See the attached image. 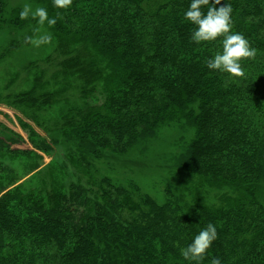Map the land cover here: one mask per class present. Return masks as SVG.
Masks as SVG:
<instances>
[{
    "label": "trees",
    "instance_id": "16d2710c",
    "mask_svg": "<svg viewBox=\"0 0 264 264\" xmlns=\"http://www.w3.org/2000/svg\"><path fill=\"white\" fill-rule=\"evenodd\" d=\"M33 1L56 18L50 28L58 49L81 46L85 59L79 53L66 65L91 87L85 94L103 86L100 104L69 113L72 159L90 168L175 128L184 134L174 167L198 183L188 197L166 189L161 202L133 180L107 176L91 188L46 193L14 187L18 177L0 165V264H196L181 249L209 223L218 237L200 264L217 257L264 264V0H221L232 7L231 31L257 49L255 59L240 61L242 77L207 67L223 37L191 39L197 26L184 15L191 0H73L66 9ZM212 2L202 6L205 14ZM22 9L0 0V29L36 22L21 20ZM4 148L0 141V155ZM206 187L221 193L218 204L194 197Z\"/></svg>",
    "mask_w": 264,
    "mask_h": 264
},
{
    "label": "rangeland",
    "instance_id": "374dc122",
    "mask_svg": "<svg viewBox=\"0 0 264 264\" xmlns=\"http://www.w3.org/2000/svg\"><path fill=\"white\" fill-rule=\"evenodd\" d=\"M7 2L10 9L23 8L25 4H30L33 11L42 7L33 0ZM37 28L39 31H34ZM44 34H51V43L37 47L25 42L26 37L38 39ZM57 47L47 21L40 25L38 18L22 28L5 25L0 29V141L6 148L10 147V151L31 152L30 156L12 157L4 148L5 155H0V165L18 177L14 187L46 193L60 189L65 193L73 184L91 188V184L107 176L124 185L133 180L159 202L165 200L166 189L188 197V191L198 180L174 167L177 141L184 134L175 128L162 129L156 137L139 144L126 156L93 161L90 168L72 159L75 149L64 136L71 117L69 113L74 108L82 109L86 102L100 104L103 86L99 84L97 92L91 96L85 94L84 90L91 87L66 65L69 58L79 53L80 61L85 59L81 46L68 52ZM29 90L33 91L32 96L21 97ZM32 130L35 143L31 139ZM36 143L50 150H39ZM193 194L210 204H218L217 197L221 196L209 187L193 190Z\"/></svg>",
    "mask_w": 264,
    "mask_h": 264
},
{
    "label": "clouds",
    "instance_id": "9594fccd",
    "mask_svg": "<svg viewBox=\"0 0 264 264\" xmlns=\"http://www.w3.org/2000/svg\"><path fill=\"white\" fill-rule=\"evenodd\" d=\"M54 6L61 9L69 8L73 0H53ZM210 0H191L189 9L185 12V19L197 26L192 33L191 39L196 42L215 41L218 37H223L222 52H217L214 58L209 59L206 64L209 69L219 70L230 74L233 77H242L245 75L244 69L240 63L244 59H255L257 49L250 45V42L240 33H233L232 7L229 4L222 3L221 0H214L206 14L201 10L202 6L209 5ZM219 6V7H217ZM33 19L38 18V23L43 25L45 21L51 27L56 24V18H49L47 9L37 7L32 10L30 4H25L19 13L21 20L29 16ZM59 16V13H57ZM39 31V28L34 29ZM51 34H44L38 39L26 37V43H32L39 47L42 44L51 43ZM218 232L216 226L209 223L195 236L194 241L187 247L181 249V255L185 260L194 261L200 264L204 260L207 250L217 239ZM210 264H221L220 258H213Z\"/></svg>",
    "mask_w": 264,
    "mask_h": 264
}]
</instances>
